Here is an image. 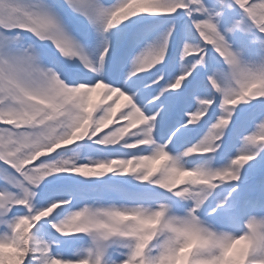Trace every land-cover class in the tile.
<instances>
[{"label":"snow or ice","instance_id":"snow-or-ice-1","mask_svg":"<svg viewBox=\"0 0 264 264\" xmlns=\"http://www.w3.org/2000/svg\"><path fill=\"white\" fill-rule=\"evenodd\" d=\"M0 264H264V0H0Z\"/></svg>","mask_w":264,"mask_h":264}]
</instances>
